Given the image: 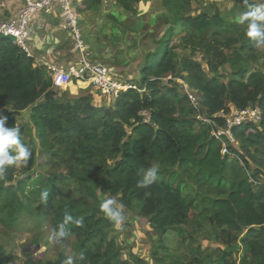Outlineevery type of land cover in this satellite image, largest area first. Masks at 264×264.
Masks as SVG:
<instances>
[{
	"label": "trees",
	"instance_id": "obj_1",
	"mask_svg": "<svg viewBox=\"0 0 264 264\" xmlns=\"http://www.w3.org/2000/svg\"><path fill=\"white\" fill-rule=\"evenodd\" d=\"M141 1L115 0L128 12ZM177 1L184 3L162 0L170 12L180 8ZM214 23L219 30H227L223 21ZM210 24L204 15H178L166 36L158 41V47L145 56L139 85L122 91L109 104L110 110L105 105L92 104L88 96L58 101L51 80L44 79L43 70L33 58L12 42L0 40V108H10L11 114L29 109L37 144L41 150H53L54 164L66 170L64 175L26 177L18 182L22 201L7 190L0 191V202L2 197L7 198L0 207L1 221L11 224L16 214H30L40 205L49 212H34L40 220L49 222L52 230L66 213L73 221L82 220L81 225H65L68 235L63 239L73 240V254L60 255L46 264H65L69 259L72 264H126L120 260V250L111 233L114 223L100 210L97 189L111 197L119 196V205L147 220L156 234L150 250L155 264H177L165 263L161 252L168 248L166 243L171 238H187L184 226L190 218L212 225L215 240L224 245L229 246L236 234L244 232L241 244L246 258L264 264V188L255 190L248 176L252 171L250 162L256 163L255 171L259 173L264 166L257 158H264V76L241 67L235 75L223 77L218 68L229 60L214 49L209 64L211 77L197 63L181 61L180 70L187 73L196 107L171 80L163 83L178 72L171 55L176 42L190 44L201 38ZM248 42L241 47L246 56L256 50ZM250 103L261 111L259 126L234 128L241 153L235 154L232 147H227V154L222 153L221 142L211 136L212 129L223 127L231 109L245 110ZM141 112L148 113V122ZM10 116L6 119L8 128L15 126ZM249 127L258 133L245 136ZM28 147L32 154L27 164L21 163L24 172L32 165L35 150ZM153 165L160 168L158 180L138 187L143 178L140 170ZM14 166H9L0 179L12 182ZM167 168H175L182 177L193 181L204 195L198 200L190 198L188 186L176 173L165 176ZM42 191L49 192L46 203L40 200ZM135 258L138 264L144 263Z\"/></svg>",
	"mask_w": 264,
	"mask_h": 264
},
{
	"label": "rangeland",
	"instance_id": "obj_2",
	"mask_svg": "<svg viewBox=\"0 0 264 264\" xmlns=\"http://www.w3.org/2000/svg\"><path fill=\"white\" fill-rule=\"evenodd\" d=\"M261 2L264 0H184L183 4L177 1L180 8H176L173 12L164 6L162 0H142L134 6L132 12L122 9L115 0H99L98 3L96 0H80L79 3L75 2L74 6L79 14L78 28L84 50L87 53L94 52L97 58L99 56L107 60L109 67L100 64L101 61L95 63L105 67L122 83L134 87L139 85L140 78L137 80L134 75L138 77L139 74L137 73L144 64L145 56L158 47V41L166 36L168 28L174 24L178 15L206 16L211 24L201 38H196L190 44L176 42L177 46L171 51L172 61L178 72L168 78L184 93L187 89L192 94L186 81L187 73L180 70L181 61L189 60L197 63L203 73L211 77L209 64L212 59L211 52L214 49L221 51L229 60L218 68V73L223 77L228 78L235 75L241 67L256 71L264 76V47L256 48L252 54L248 52L246 56L241 51V47L249 45V38L245 35L246 25H241L238 22L239 16L249 9V5ZM214 20L223 21L227 30H219L220 28H217ZM235 54L240 55L238 61ZM136 67H138L137 70ZM223 80L226 81V79ZM166 82L163 80L164 84ZM72 84L76 85L77 83L73 81ZM90 89L93 90L88 86L85 91ZM53 91L56 93L58 101L63 102L69 99L70 92L67 88L53 89ZM94 92L101 97L96 91ZM101 98V102L103 105L105 104L104 107L110 110L109 104L112 101ZM0 115L6 118L11 115L10 118L14 120L15 126L22 130V143L27 146L31 145L35 149L29 170L24 172L23 166L18 163L14 166L15 172L12 182L8 183L0 179V191L4 190L3 193H5L7 190L6 192L15 194L16 199L22 201L23 197L18 189V182L26 177L64 175L66 170L65 167H57L54 164L56 159L53 150H41L37 144L36 128L31 123L29 109L19 114H11L10 108H0ZM246 125L259 126L258 122H251L237 126V128L243 130ZM256 133L258 132L250 127L244 131L245 136H252ZM227 147H232L235 154L241 153V143L236 137H234V143H230ZM249 150L253 151L252 149ZM257 158L264 162V158L261 156L257 155ZM257 167L255 162H250L252 171H248V176L251 178L255 190L260 187L264 188V166H262L263 169L259 167L261 173L259 170L258 172L255 171ZM173 172L188 186L187 194L190 198L198 200L204 195V192L199 190L193 181L182 177L175 168L165 169L164 174L167 176ZM96 195L100 202L112 198L116 201L114 207L119 206V196L111 197L99 189L96 190ZM6 199L1 198L0 207L4 201L6 202ZM34 211H40L42 215L49 212L44 205L36 206L30 214L26 212L20 215L16 214L11 224H5L1 221L0 212V264H46L56 261L60 255L73 254V240L51 241L49 237L52 228L49 222L40 220L41 218H38ZM122 212L125 217L123 223L114 224L111 233L120 250V260L126 261V264H138L135 261L136 256L132 255L129 241L133 239V236H137L133 242L134 246L141 248L148 243L151 247L153 244L151 232H148L146 219L135 218V216L131 219L130 214L124 208ZM130 219L133 221H130L133 228L128 223ZM184 230L187 238L174 237L166 243L168 248L161 252V255L165 257V263L255 264L245 256V248L241 244V238L245 235L244 232L236 234L228 246L215 240L214 228L207 222L190 218L184 226ZM140 238H145L142 240L143 243L139 240ZM153 264H155L154 261Z\"/></svg>",
	"mask_w": 264,
	"mask_h": 264
},
{
	"label": "built area",
	"instance_id": "obj_3",
	"mask_svg": "<svg viewBox=\"0 0 264 264\" xmlns=\"http://www.w3.org/2000/svg\"><path fill=\"white\" fill-rule=\"evenodd\" d=\"M12 1L18 2L22 5L21 12L15 20H5L0 17V35L13 37L14 42L12 43L18 47L27 57L33 58V60H35L28 46V24L30 17L34 14H41L48 11L54 4L61 9L64 25L73 40V48L81 54L83 53L84 45L80 30L78 28L79 14L73 5L74 0ZM37 62L39 63L38 65L40 68L47 67L44 59H39ZM50 72L53 89H66L72 79H77L84 81L101 97L109 101H114L122 91L132 87L127 83H122L114 74H112L102 65L91 62L85 58H82L81 68L79 70L70 69L69 71H64L51 67ZM164 80L168 81L171 79L166 78ZM185 94L190 104L196 107L197 103L193 94L189 93L187 89H185ZM140 115L144 118L145 122L149 121L148 113L141 112ZM261 117L262 115L260 109L255 106L253 109H231L230 113L226 116L223 127L213 128L211 131V136L221 142L223 148L222 153L227 154V145L234 143L233 129L246 123L259 122ZM202 121L210 124V122L207 120ZM250 181L252 182L251 179Z\"/></svg>",
	"mask_w": 264,
	"mask_h": 264
},
{
	"label": "crops",
	"instance_id": "obj_4",
	"mask_svg": "<svg viewBox=\"0 0 264 264\" xmlns=\"http://www.w3.org/2000/svg\"><path fill=\"white\" fill-rule=\"evenodd\" d=\"M79 1L80 0H74L73 5H75V2L79 3ZM21 9L22 5L18 2L12 0H0V17L5 20L17 19L21 12ZM28 30V46L35 58V65L39 66V63L37 62L39 59H44L45 63L47 64V67H41V69L43 70L44 79L51 80V67L64 71H69L70 69L79 70L81 68L82 58L97 63L101 61L100 64L109 67L108 61L100 58L99 56L97 58V56L95 55L96 53H87L86 50H84L81 54L73 48V40L64 25L61 9L55 4L46 12L32 15L28 24ZM137 68L138 67H136V70ZM137 74L140 75L139 70ZM139 75L138 77L134 75V77L138 80L140 78ZM73 81H75L77 84L73 85ZM86 88H88V85L84 81L72 79V81L67 86V90H69L70 92L68 100L73 101L81 96H88L92 104L96 106H102V98L97 96L94 90L90 89L89 91H85ZM128 213L130 214L131 219L134 218V216H132L130 212ZM131 219L128 220L129 224L130 221H132ZM131 227L133 228V226ZM148 229V232H151V239L153 241L156 238V234L149 227ZM136 238L137 236H133V239L129 241L132 254L144 261L145 264H153V260L150 257V244H145V242L144 244L146 246L138 248L137 246L133 245L134 239L136 240ZM144 239L145 238H140L139 240L143 243L144 241L142 240Z\"/></svg>",
	"mask_w": 264,
	"mask_h": 264
},
{
	"label": "clouds",
	"instance_id": "obj_5",
	"mask_svg": "<svg viewBox=\"0 0 264 264\" xmlns=\"http://www.w3.org/2000/svg\"><path fill=\"white\" fill-rule=\"evenodd\" d=\"M249 11L242 13L239 16V24L246 25L245 35L256 48L264 47V2L255 5H249ZM6 117L0 115V177H3L9 166H14L18 163L27 164L31 158V150L21 141V129L19 127H6ZM15 153V154H13ZM158 165H153L147 169H141L143 178L138 182V187L144 188L152 185L158 180ZM49 197L48 191L40 193V200L46 203ZM116 201L112 198L104 199L100 204V210L114 224L120 225L125 217L122 209L123 205L115 206ZM74 222L76 225H81L82 220L73 217L67 213L63 217V221L56 229H53L49 239L53 242H59L68 232L65 225ZM65 264H72L71 259Z\"/></svg>",
	"mask_w": 264,
	"mask_h": 264
},
{
	"label": "water",
	"instance_id": "obj_6",
	"mask_svg": "<svg viewBox=\"0 0 264 264\" xmlns=\"http://www.w3.org/2000/svg\"><path fill=\"white\" fill-rule=\"evenodd\" d=\"M0 40H8L10 42H14V38L11 37V36H3V35H0ZM249 108L250 109H253L254 108V104L250 103L249 104Z\"/></svg>",
	"mask_w": 264,
	"mask_h": 264
}]
</instances>
